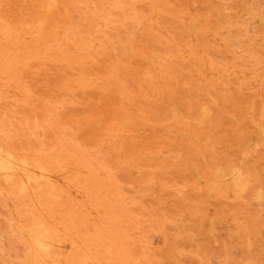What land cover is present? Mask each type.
<instances>
[{"label":"rangeland","instance_id":"1","mask_svg":"<svg viewBox=\"0 0 264 264\" xmlns=\"http://www.w3.org/2000/svg\"><path fill=\"white\" fill-rule=\"evenodd\" d=\"M0 25V264H264V0H0Z\"/></svg>","mask_w":264,"mask_h":264},{"label":"bare ground","instance_id":"2","mask_svg":"<svg viewBox=\"0 0 264 264\" xmlns=\"http://www.w3.org/2000/svg\"><path fill=\"white\" fill-rule=\"evenodd\" d=\"M5 25H7V24H5ZM9 25V24H8ZM7 25V26H8ZM1 26V25H0ZM2 28H3V26H2ZM7 28V27H6ZM33 28V27H32ZM38 28V27H37ZM4 30V29H3ZM6 30V29H5ZM9 30V29H8ZM39 30V29H38ZM35 31H37V30H35ZM9 34V33H8ZM38 34V33H37ZM15 35V34H14ZM7 36H9V35H7ZM39 36V35H38ZM6 37V36H5ZM25 37V36H24ZM2 38H3V36H2ZM36 38V37H35ZM24 44V43H23ZM15 45V44H14ZM22 46V45H21ZM23 47V46H22ZM13 48V47H12ZM18 49V48H17ZM11 51V50H10ZM17 51V50H16ZM15 53V52H14ZM0 55H1V53H0ZM5 58V57H4ZM3 58V59H4ZM15 59V58H14ZM3 63V62H2ZM6 63H8V61L6 62ZM4 66V65H3ZM7 67V66H6ZM1 150V152L2 153H5V152H3L2 151V149H0ZM59 151V150H58ZM58 155H60V154H58ZM5 157V156H4ZM58 159V158H57ZM17 166V165H16ZM3 167V166H2ZM25 167H27V166H25ZM62 167H64V166H62L61 165V168ZM4 168V167H3ZM28 168V167H27ZM65 168V167H64ZM75 168V167H74ZM73 168V170L75 171V169ZM8 169V168H7ZM11 169V168H10ZM9 169V170H10ZM60 169V167H58V170ZM66 169H67V167H66ZM18 170V169H17ZM57 170V169H56ZM61 170V172H62V169H60ZM59 170V171H60ZM2 171V170H1ZM7 171V170H6ZM15 170H13L12 171V173L14 172ZM63 171H65V170H63ZM3 172H4V170H3ZM26 172V171H25ZM55 172V171H54ZM56 172H58V171H56ZM61 172H60V176H61ZM68 172V171H67ZM9 173H11V171L9 172ZM8 173V174H9ZM15 173V172H14ZM28 173V172H27ZM42 173V172H41ZM66 173V172H65ZM37 174V173H36ZM58 175H59V173H57ZM56 174V175H57ZM64 174V173H63ZM32 176H33V174H31ZM46 175V174H45ZM66 175V174H65ZM13 176V175H12ZM54 176V175H53ZM5 177H7V175L5 174ZM4 177V178H5ZM9 177V176H8ZM34 177V176H33ZM57 177V176H56ZM54 178V177H53ZM52 178V179H53ZM6 179V178H5ZM29 180V179H28ZM44 180H47V179H44ZM51 180V179H50ZM54 180V179H53ZM47 183V182H46ZM49 183V182H48ZM48 183H47V185H48ZM39 185V184H38ZM46 185V186H47ZM48 188V187H47ZM37 190V189H36ZM55 191V190H54ZM48 193H50V192H48ZM51 195V194H50ZM32 202V201H31ZM49 202V201H48ZM50 202H51V200H50ZM40 203V202H39ZM52 205V204H51ZM50 206V205H49ZM54 207V206H53ZM55 210H56V208H55ZM44 211V210H43ZM53 212V211H52ZM56 218V217H55ZM43 219V218H42ZM45 219V218H44ZM47 220V219H46ZM49 220V219H48ZM50 230V229H49ZM55 231V230H54ZM53 232V231H52ZM57 232V231H56ZM58 232H59V230H58ZM46 233V232H45ZM47 234V233H46ZM53 235V234H52ZM56 235V234H55ZM43 239H45V236L43 235V234H39L38 236L36 235L35 237H34V246H35V248L36 249H38L39 247H40V243H41V240H43ZM52 242V241H51ZM32 248V247H31ZM37 252V251H36ZM35 253V252H34ZM42 253H43V257H44V259L46 260V261H49L50 259H49V253H48V251L46 250V249H44L43 251H42ZM36 254H38V253H36Z\"/></svg>","mask_w":264,"mask_h":264}]
</instances>
